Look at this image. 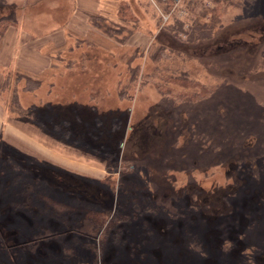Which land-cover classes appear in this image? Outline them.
I'll return each instance as SVG.
<instances>
[{
	"label": "rangeland",
	"instance_id": "rangeland-1",
	"mask_svg": "<svg viewBox=\"0 0 264 264\" xmlns=\"http://www.w3.org/2000/svg\"><path fill=\"white\" fill-rule=\"evenodd\" d=\"M72 2L0 0V264H264V0Z\"/></svg>",
	"mask_w": 264,
	"mask_h": 264
},
{
	"label": "crops",
	"instance_id": "crops-1",
	"mask_svg": "<svg viewBox=\"0 0 264 264\" xmlns=\"http://www.w3.org/2000/svg\"><path fill=\"white\" fill-rule=\"evenodd\" d=\"M106 1L107 0H73L71 4L73 11L67 23L71 25L91 24L90 20L92 16L102 17L99 16V14H103L100 9H103V5ZM123 2L125 3L127 0H123Z\"/></svg>",
	"mask_w": 264,
	"mask_h": 264
},
{
	"label": "built area",
	"instance_id": "built-area-1",
	"mask_svg": "<svg viewBox=\"0 0 264 264\" xmlns=\"http://www.w3.org/2000/svg\"><path fill=\"white\" fill-rule=\"evenodd\" d=\"M165 19H168V18H165Z\"/></svg>",
	"mask_w": 264,
	"mask_h": 264
}]
</instances>
